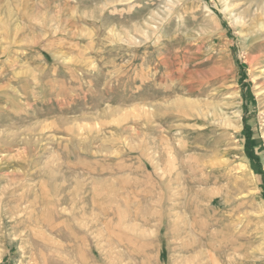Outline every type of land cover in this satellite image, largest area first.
<instances>
[{
  "label": "rangeland",
  "instance_id": "1",
  "mask_svg": "<svg viewBox=\"0 0 264 264\" xmlns=\"http://www.w3.org/2000/svg\"><path fill=\"white\" fill-rule=\"evenodd\" d=\"M0 264H264V0H0Z\"/></svg>",
  "mask_w": 264,
  "mask_h": 264
},
{
  "label": "bare ground",
  "instance_id": "2",
  "mask_svg": "<svg viewBox=\"0 0 264 264\" xmlns=\"http://www.w3.org/2000/svg\"><path fill=\"white\" fill-rule=\"evenodd\" d=\"M226 7V6H225ZM227 8V7H226ZM6 49V48H5ZM207 100V99H206ZM207 103H209V102H207ZM208 105V104H207ZM239 112V111H238ZM215 113V112H214ZM199 115V114H198ZM203 117V116H202ZM198 118V117H197ZM232 120V119H231ZM236 121V120H235ZM226 125V124H225Z\"/></svg>",
  "mask_w": 264,
  "mask_h": 264
}]
</instances>
